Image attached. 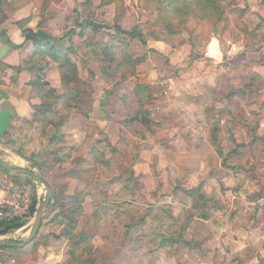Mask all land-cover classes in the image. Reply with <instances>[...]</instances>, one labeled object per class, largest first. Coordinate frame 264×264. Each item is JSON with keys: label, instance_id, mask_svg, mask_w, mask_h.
Wrapping results in <instances>:
<instances>
[{"label": "rangeland", "instance_id": "374dc122", "mask_svg": "<svg viewBox=\"0 0 264 264\" xmlns=\"http://www.w3.org/2000/svg\"><path fill=\"white\" fill-rule=\"evenodd\" d=\"M61 1L17 0L16 3L11 2L12 4L5 6V9L8 16L7 10L15 11L27 3H32L33 7L41 12L42 18H45L48 11L50 16L57 15ZM226 4L234 6L235 9L244 11V13L247 11L242 6V0H226ZM166 5V0L149 2L117 0L108 6L103 4V0H89L87 3L86 0H76L69 9L68 4L62 7L68 10L69 33L71 34L79 32V25L86 19L96 21L105 28L93 36L95 42L98 43H109L111 40L117 39L115 26H119L125 31H132L135 27H140L147 36L153 34L159 39H168L169 37L175 45L183 44L191 57L202 56L208 41L211 40L210 37H212L213 22L199 21L197 13L180 18L170 16L166 12ZM41 6L45 7L44 13L41 11ZM109 6L111 7L108 8ZM233 19L241 27L240 19L236 16ZM242 23L240 32H236V38L244 36L251 40L258 28H255L253 22L250 21ZM90 37H92L91 32L85 33V38L80 37L79 40L82 42L77 45L79 50L81 49L79 57L88 62L84 68L89 70L91 65L95 66L94 64H96L98 67L99 64L103 65L99 63L103 57L98 59L94 56L93 58L91 49L82 44ZM262 39L260 43L264 42V36ZM255 42L253 41L254 44ZM125 43L127 45L126 53L131 54L132 57L140 55L137 53L138 46H147L143 45L140 39L134 41L126 39ZM147 52H143L141 55L148 56ZM72 56H75L72 57L73 60L78 57L74 54ZM120 56L117 57L120 58ZM255 57L258 56L255 55ZM261 58H264L263 53ZM88 64L91 65L88 66ZM52 70L54 68H50L49 72ZM52 80L55 84L56 79ZM124 82L121 79V74L118 73H113L112 77H106V79H81L74 85L77 90L82 92L78 108L69 109L62 116L60 111L56 110L58 116L41 121V123L34 122V118L31 121H26L24 126L15 132L14 136L19 142L16 143L12 139L7 147H0V158L6 164L40 173L54 190L51 206L49 205L38 236L26 248L19 251H0V264H210L212 256L209 252V258L205 260L204 253L208 250H206L203 239L206 236L205 222L209 210L211 211L209 215L213 220L210 224L213 230L212 235H215L213 238L215 240L212 241L215 242L219 239L223 252V254L217 252L214 255L213 264H242V256H232L231 261L224 260V255H226L224 232L222 233L224 220L220 218L224 217V200L236 204L237 200L232 196L240 194V189L243 191L239 197L242 199L245 197L246 202H251L258 190L264 195V174L258 175L256 167L259 160L255 159L259 154L262 157L260 161L264 160V145L257 149L252 147L254 138L252 132L255 127L252 120L253 113L258 116H255L257 126L260 120L264 119V78L253 77L245 87L252 92L253 96H250L249 102L253 101L256 104L258 112L252 111V114L247 115L245 109L235 103L236 98L232 96L233 91L229 97L224 95V81L221 94H215L210 102L207 98L208 106L206 108L208 111L205 119L208 120V127L202 131L206 132L208 142L207 145H204L203 142L198 143L196 148H204L203 151L210 156L209 165L212 170L208 174L204 173L199 176H179L177 173L175 177L171 175L166 177L167 189L170 191L168 194L172 199L184 195V197L187 196L186 200H190L192 204L190 208L182 207L180 212L176 213L178 216H174L171 206L159 203L162 197L158 198L160 193L155 190L159 183L158 177L151 176L150 181L145 183L131 174V169L141 150L140 139H131V143H126V150L131 157L122 150L119 151V153L122 152V156L112 157L110 155L112 145L104 139V135H99L96 129L92 130V124L89 123H92V119H94L92 116L93 104L99 98V90L106 89L105 94H107V91H112V87L119 88ZM101 96L103 97V94ZM224 97L227 103L224 101ZM107 99H110L108 95ZM213 101H217L221 105H216L218 107L216 108ZM149 102L145 107L150 104ZM135 114L129 115V117H133ZM79 115L85 121H77L75 118ZM125 116L122 114L121 118ZM64 117L69 119L70 125H72L71 122L77 121L75 126L82 131L78 143H76L77 139L66 140L65 130L56 126L60 122L59 119ZM50 123L53 125L48 127ZM145 128L149 135V139H146L148 141L144 146L145 149L154 157H157V154L153 153L156 148L164 155L166 152L161 146L164 145L166 139L164 134L159 135V128L154 126ZM243 139H247L249 143H243ZM174 146L168 145V149L171 150ZM187 146V143L184 142L177 147L184 149ZM93 150L99 151L103 159L95 163L92 160ZM170 150L167 152L172 153ZM257 151L259 153H256ZM193 155L178 156L176 161L180 162L181 166L189 172L196 167L194 166L196 160H202L195 155V152ZM153 160L155 162V159ZM220 160L222 168L218 170L220 164L216 163ZM113 168H117L115 175L110 173ZM241 176L244 179H240ZM240 180L243 185L239 184ZM246 180L250 183L247 188H244ZM256 180L258 185L253 193L254 187L251 183ZM27 181L29 180L12 176L0 169V209L5 216L17 215L18 218L26 222L24 227L3 237L4 239L15 241L27 239L36 215L32 216L30 211L34 203H37L38 208L47 197L48 192L45 187ZM117 182L122 185H118ZM194 182L195 185H200L189 189L193 187ZM180 185H186L189 188L185 189L184 193H177ZM205 185L209 195L208 199H220L219 207L214 208L211 207V204L207 205V196L200 195V187L203 189ZM258 186H260L259 189ZM118 188L120 190L117 192ZM209 203L214 202L210 200ZM234 209L232 208V210ZM249 209L251 210L246 214L252 222L254 214L251 206ZM160 218L167 219L169 223L160 224L158 221ZM194 218H197V224H189V221ZM251 222L250 225H252ZM189 229L197 231V234L203 238L196 241L193 234L188 235L185 239L189 242L187 245L184 238L180 236L181 233L188 232ZM84 239L88 241L84 242ZM179 248L185 249V253L189 254L188 258H185V255L181 253L177 254L182 256L181 260L174 257V250L178 249L180 252ZM192 253H197L198 256L191 258ZM247 258L251 260L249 254ZM247 264H253V262L250 261Z\"/></svg>", "mask_w": 264, "mask_h": 264}, {"label": "crops", "instance_id": "0c3cea01", "mask_svg": "<svg viewBox=\"0 0 264 264\" xmlns=\"http://www.w3.org/2000/svg\"><path fill=\"white\" fill-rule=\"evenodd\" d=\"M242 1V6L247 10L243 16V21L253 22L255 28H258L251 40L244 36L236 38L233 26H230L223 34H217L211 38L206 46L204 59L192 63L188 58L189 54L186 48L183 47L179 50L163 41L150 40L147 43V48L138 46L137 53L140 55L136 58L143 56L141 55L143 52H149H147L148 60L137 68L136 75L121 84L120 89L112 87V91H107V94H105L106 89L101 90L102 92L99 90V98L93 104L92 116L94 119H92V123H89L92 124V130L96 129L98 134L104 135V139L112 145V153H110L112 157L117 155L120 157L122 152H126L131 157L126 150V143H129L131 139H140L141 150L135 165L131 169V174L145 183L150 181L151 176L158 177L159 183H157L155 190L160 193L158 198L162 197L159 203L164 206H171L174 216H178L176 213L178 214L182 207L190 208L192 205L190 200H186L187 196L182 195L172 199L171 195L168 194L170 191L167 189L166 177L170 175L175 177L177 173L179 176L182 175L181 169L174 158L183 155L187 157L195 152V155L202 159L196 160L194 164L196 167L194 168L197 169H191L186 175L199 176L204 173L208 174L212 170L209 165L210 156L203 151L204 148H196L198 143L203 142L204 145H207L208 142L206 132L202 131L208 127V120L205 119L208 111L206 108L208 106L207 98L210 102L215 94H221L224 81V95L228 96L233 91L236 94L235 103L242 106L247 115L252 114V111L258 112L257 107H255L256 104L253 101L249 102L250 96H253L252 92L245 89V87L253 77L264 78V58H261L262 53L264 57V42L260 43L264 36V0ZM73 2L75 3L76 0H62L57 15L50 16L51 14L49 15L48 11V16L46 15L43 25H40L43 20L41 12L35 9L32 3H27L17 10L15 9V11L7 10L9 19L0 25V147H7L12 139L16 143L19 142L14 136L16 135L15 132L24 126V122L33 119L32 105L37 104V100L31 98L32 87L30 82L32 78L30 73L27 71L18 72L17 70L35 47L33 42L26 41L24 30L31 29L41 39L48 40L62 48L73 50L74 55L78 56L73 61L77 62L75 63L80 70L81 79H106V76L102 74L96 64H94L95 66L88 64L90 70L85 69L84 66L88 62L86 59L83 60L79 57L81 49L79 50L77 45L82 42L79 40V32L76 34L69 33L68 10L62 7L68 4L69 9L70 6H73ZM61 33L63 34L61 35ZM253 41H256L255 44ZM255 55L258 57H255ZM52 68L54 70L48 72V80L54 88L59 89V73L55 65H51ZM53 78L56 79L55 84ZM137 85L156 88L150 99V104L145 109L140 107L139 98L136 95ZM101 94H103V97ZM107 95L110 99H107ZM224 101L227 103L225 97ZM212 103H215L213 105L216 108H218L216 105H221L217 101ZM205 104L206 106H204ZM138 112V122H126L129 115ZM122 114L127 116L121 118ZM253 115L252 120L255 127L252 135L254 137L253 142L257 143L254 147L257 149L261 148L260 140L264 138V119H261L257 126L255 116H258L256 113H253ZM145 117H149L151 120H147ZM75 119L85 121L80 115L76 116ZM76 122H71L72 125L69 123L64 130L66 140L77 139L76 143H78L82 131L79 127L76 128ZM243 122L245 123V121ZM245 125L248 126L247 123ZM153 126L160 128L159 135L164 134V138H166L164 145H161L164 147L165 152L170 150L168 145H176L170 150L173 153L172 158L169 157L167 152L163 155L158 148L153 150L157 157H154L145 149L144 146L148 141L146 139H149L145 127L151 128ZM243 140V143H249L247 139ZM184 142L188 146L179 149L177 146ZM97 146L100 148L98 143ZM121 150L122 152L119 153ZM256 153H259V151ZM261 158L259 154L255 158L259 160L256 167L259 176L264 174V160L260 161ZM153 159H155V162H153ZM220 162L221 160L219 164ZM221 168L222 165L220 164L218 170H221ZM116 169H112L111 175L116 174ZM239 178L244 179L243 176ZM257 180L251 183L254 187L253 193L258 185ZM117 183L122 185L120 182ZM240 183L243 185L241 180ZM249 183L246 180L244 188H247ZM199 185H195V182L192 185L193 187L190 188L186 185H180L176 192L184 193L185 189L195 188ZM259 188L260 186H258ZM239 191L241 194L243 189ZM201 192V194L207 196V205L211 204V207L214 208L220 206V199H208L206 185ZM240 194L232 196L233 199L237 200V203H234L235 205L224 200V217L220 218L224 220V231H222V233L224 232L223 240L226 248L224 260L231 261L232 256H242V264H247L250 261L253 264H264V195L258 190L252 197L251 202H246L245 197L243 199L239 197ZM210 200H213L214 203H209ZM249 206H251L254 214L252 222L246 214L251 210ZM232 208L235 209L232 210ZM210 212L209 210L205 222V238L193 229H189V233H181L180 237L184 238V241L191 234L194 235L196 241L203 238L206 250H208L204 253L205 260L209 258L208 253L210 252L212 256L210 264H213L214 255L217 252L221 254L223 252L219 239L215 242L212 241L215 240L213 239L215 235H212L213 230L210 226L213 221L212 216L209 215ZM158 221L160 224L169 223L165 218H160ZM196 221H198L197 218H194L189 221V224H197ZM250 222L252 225H250ZM187 245H189V242H187ZM179 250L180 252L178 249L174 250V257L181 260L182 256L177 255L181 253L185 255V258H188L189 254L185 253L184 248H179ZM249 251L251 252L247 253ZM248 254L251 256V260L247 258ZM190 256L191 258L197 257L198 254L192 253Z\"/></svg>", "mask_w": 264, "mask_h": 264}, {"label": "trees", "instance_id": "16d2710c", "mask_svg": "<svg viewBox=\"0 0 264 264\" xmlns=\"http://www.w3.org/2000/svg\"><path fill=\"white\" fill-rule=\"evenodd\" d=\"M17 0H0V24L5 22L8 19L6 14L5 6L12 3H16ZM21 1V0H20ZM141 2H149L152 0H140ZM166 12L170 16H187L197 13V19L199 21H209L213 22L212 37L217 34H222L230 26H233V29L236 32H240L244 16V11L235 9L234 6L226 4V0H166ZM12 2V3H11ZM89 0H86V3ZM117 2V0H103V4L108 6ZM45 7L41 6V11L45 12ZM235 16L240 19V26L234 22ZM43 18L40 25L44 24ZM222 26V27H221ZM79 37L85 38V33L91 32L92 37L87 38L83 41V46L91 49L92 56L99 60V68L102 71V74L106 77H112L113 73L121 74L122 81H127L130 78L134 77L137 73V68L144 64L148 60V56L142 57H132L131 54L126 53L127 45L125 40L134 41L140 39L143 45H147L150 40H160L166 44L172 46L175 49H182L184 45H175L170 38L168 39H159L156 38L153 34L150 36L145 35L144 31L140 27H135L132 31H125L119 26H115V32L118 35L117 39L111 40L109 43H98L95 42L93 36H96L98 31L105 29L101 27L96 21H91L86 19L79 25ZM107 29V28H106ZM170 30V29H167ZM244 33V32H242ZM245 34V33H244ZM24 36L26 41L33 42L35 47L32 53L23 61V64L18 68V72L27 71L31 75L30 86L32 87L31 98L37 100V104L32 105L34 112V122L47 121L51 117L58 116L56 110L60 111L62 116L69 109L78 108L80 102L79 99L82 96V92L77 90L74 85L76 82L81 81L80 71L77 64L73 61L72 55L75 54L73 50L65 49L60 46H57L54 43H51L48 40L41 39L38 34L33 30H24ZM210 37V38H212ZM192 41V38H190ZM209 43V41H208ZM207 43V45H208ZM85 44V45H84ZM206 45V46H207ZM99 49V50H98ZM121 55L120 58L117 56ZM204 53L202 56L191 57L188 56L191 63L204 59ZM105 63H108L107 66ZM51 65L57 67L59 78H60V88H54L48 80V72L51 68ZM49 69V70H48ZM261 79L260 77H257ZM156 88L149 86L137 85L136 95L139 98V104L141 109H143L147 102L150 101L154 95ZM231 94V93H230ZM228 95L227 97H229ZM236 96L235 93L232 95ZM59 115V116H60ZM60 122L56 124L59 129H64L69 124V119L67 117L59 119ZM139 121V112L136 113L133 117L127 119V123H135ZM53 124H48V127ZM160 129V128H159ZM65 134V133H64ZM66 139V136H65ZM261 147L264 145V138L260 140ZM257 143L253 142L252 147ZM167 152V150H166ZM170 158H172L173 153L167 152ZM100 159H103V156L99 151L93 150L92 160L96 163ZM176 161L177 158H174ZM222 160V159H221ZM177 162V161H176ZM181 169L182 176L186 175V168L182 167L180 162L177 163ZM216 164H219L217 162ZM223 164V163H222ZM1 169V168H0ZM45 178V177H44ZM46 179V178H45ZM47 180V179H46ZM48 181V180H47ZM29 182V181H27ZM31 183V182H30ZM49 183V182H48ZM50 184V183H49ZM200 190L202 191L201 187ZM202 193V192H201ZM204 195V194H200ZM51 206V205H50ZM37 203H34L30 214L33 216L36 214ZM188 220V219H187ZM178 221V220H177ZM26 224L23 219L17 218L13 220L0 221V236H5L11 234L12 232L18 231ZM88 240L84 239V242ZM26 248V247H24ZM23 249V248H22ZM19 251L20 249H0V251Z\"/></svg>", "mask_w": 264, "mask_h": 264}, {"label": "water", "instance_id": "95a60500", "mask_svg": "<svg viewBox=\"0 0 264 264\" xmlns=\"http://www.w3.org/2000/svg\"><path fill=\"white\" fill-rule=\"evenodd\" d=\"M0 168L12 176L23 178L39 186L45 187L48 192L44 202L40 204L37 208L33 227L27 239H25L24 241H15L10 239H4L3 237L7 235L0 236V249H14V248L22 249L28 246L30 243H32L35 240V238L38 236L42 228V224L46 216V212L53 200L54 190L51 187V185L48 183V181L40 173L36 171L11 167L8 164H6L1 158H0Z\"/></svg>", "mask_w": 264, "mask_h": 264}, {"label": "built area", "instance_id": "2783aa9c", "mask_svg": "<svg viewBox=\"0 0 264 264\" xmlns=\"http://www.w3.org/2000/svg\"><path fill=\"white\" fill-rule=\"evenodd\" d=\"M17 215H13L12 217L9 216H5L4 212L0 209V221H5V220H13V219H17Z\"/></svg>", "mask_w": 264, "mask_h": 264}]
</instances>
